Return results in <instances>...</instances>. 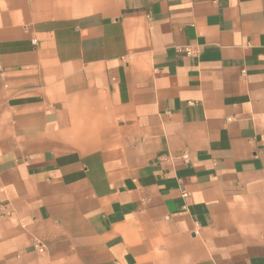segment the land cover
I'll return each instance as SVG.
<instances>
[{
	"label": "crops",
	"instance_id": "1",
	"mask_svg": "<svg viewBox=\"0 0 264 264\" xmlns=\"http://www.w3.org/2000/svg\"><path fill=\"white\" fill-rule=\"evenodd\" d=\"M0 264H264V0H0Z\"/></svg>",
	"mask_w": 264,
	"mask_h": 264
},
{
	"label": "built area",
	"instance_id": "2",
	"mask_svg": "<svg viewBox=\"0 0 264 264\" xmlns=\"http://www.w3.org/2000/svg\"><path fill=\"white\" fill-rule=\"evenodd\" d=\"M33 42H35V40H33ZM183 50H184L185 53L188 54V55L193 54V50H192L189 46L184 47ZM183 195L185 196L186 194H183ZM34 247H35L39 252L44 251V248H45L44 245H43L42 243H40V242H35Z\"/></svg>",
	"mask_w": 264,
	"mask_h": 264
}]
</instances>
